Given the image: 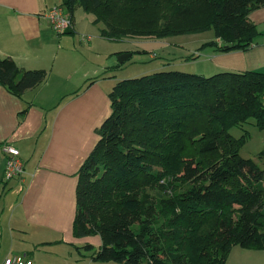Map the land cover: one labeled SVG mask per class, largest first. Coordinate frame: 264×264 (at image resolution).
Masks as SVG:
<instances>
[{"label": "trees", "instance_id": "16d2710c", "mask_svg": "<svg viewBox=\"0 0 264 264\" xmlns=\"http://www.w3.org/2000/svg\"><path fill=\"white\" fill-rule=\"evenodd\" d=\"M59 4L71 15L79 6L91 13L102 24L100 35L112 41L213 30V39L184 58L196 59L206 47L248 49L260 34L248 15L264 0ZM47 76L0 56V85L14 96L22 98ZM94 81L86 79L80 89ZM108 95L111 113L97 128L76 186L73 234L100 236L99 246L83 245L94 250V260L225 264L233 246L264 249V167L240 153L249 135L245 125L264 129L263 71L160 69L118 80Z\"/></svg>", "mask_w": 264, "mask_h": 264}, {"label": "crops", "instance_id": "0c3cea01", "mask_svg": "<svg viewBox=\"0 0 264 264\" xmlns=\"http://www.w3.org/2000/svg\"><path fill=\"white\" fill-rule=\"evenodd\" d=\"M60 2L0 0V56L12 58L20 68L48 72L46 80L22 98L0 85V264L11 255H24L37 264L53 244L77 247L92 238L96 246L101 244L99 235L75 237L73 222L79 168L99 139L97 128L111 113L108 92L115 79L107 69L115 66L117 51L110 46L115 41L100 35L93 17L84 28L73 14V32L56 34L45 12ZM248 18L260 33L248 49L220 52L206 47L212 73L264 72V6ZM74 33L89 37L76 45ZM102 52L104 58L99 59ZM88 78L95 81L80 89ZM254 142L258 149L245 151L264 167V137ZM6 143L19 150L24 167L10 180L4 178ZM16 188L18 195L6 200ZM53 254L59 257V249ZM225 264H264V249L233 246Z\"/></svg>", "mask_w": 264, "mask_h": 264}, {"label": "rangeland", "instance_id": "374dc122", "mask_svg": "<svg viewBox=\"0 0 264 264\" xmlns=\"http://www.w3.org/2000/svg\"><path fill=\"white\" fill-rule=\"evenodd\" d=\"M74 19L84 27L87 28L89 25V20L94 16L91 13L85 12L82 7H76L73 11ZM73 21V20H72ZM99 27L102 24L96 23ZM92 30L91 28H88ZM96 31V30H95ZM84 34H87L84 33ZM63 36H67L65 33ZM72 34H69L71 36ZM76 45L83 44L82 37L88 38L89 36H82L78 33H74ZM214 38L213 30H206L198 33H182L177 35H170L163 38L157 37H143L135 36L128 37L120 41H115L110 46L114 48L117 52H129L132 51V55L125 59L123 62H118V53L116 52V64L111 67L110 70L107 69V73L114 78L115 82L125 78H132L141 76L144 74H150L154 71L164 70V69H176L180 71L200 74V75H211L210 69L214 67L209 59L210 54L205 49L201 50V54L196 59H184L187 55L197 51L196 49L204 42L209 41ZM86 45V44H85ZM210 48V47H207ZM126 49V50H125ZM124 50V51H123ZM114 56V55H113ZM104 58V52L101 53L99 59ZM168 62V65H164ZM213 69V68H212ZM245 129L249 131V135L253 137L251 141H247L248 145H243L241 149V155L243 157H248L249 151L245 149H258L257 142L264 137V131L254 126L250 123L245 125ZM231 133L235 137H239L242 133V129L232 128ZM245 142V143H246ZM258 151V150H257ZM19 189H15L10 196L6 197L9 200L11 197L17 196ZM94 236V235H93ZM92 245H95L93 238L87 241ZM82 243V242H80ZM86 243V242H85ZM84 244L79 245V247L70 245H60L53 244L52 246L46 247V250L50 253L45 258L37 259V264H90L94 260L91 255L94 250H87L83 247ZM59 249V257L53 256V252ZM24 257V255H17ZM75 259H79L77 262ZM77 262V263H76ZM93 264H119L113 261H95ZM33 264V262H32Z\"/></svg>", "mask_w": 264, "mask_h": 264}, {"label": "built area", "instance_id": "2783aa9c", "mask_svg": "<svg viewBox=\"0 0 264 264\" xmlns=\"http://www.w3.org/2000/svg\"><path fill=\"white\" fill-rule=\"evenodd\" d=\"M45 16L54 32L58 35L63 34L66 29H71L73 26L72 15L61 4L48 8ZM4 150L6 153L4 178L9 180L21 175L24 172V167L20 159L19 150L16 147L6 143ZM1 264H32V261L25 257L11 255L5 257Z\"/></svg>", "mask_w": 264, "mask_h": 264}, {"label": "water", "instance_id": "95a60500", "mask_svg": "<svg viewBox=\"0 0 264 264\" xmlns=\"http://www.w3.org/2000/svg\"><path fill=\"white\" fill-rule=\"evenodd\" d=\"M71 31H72L71 29H66L64 33H71ZM131 55H132V52H122L118 54V57H117L118 62L119 63L123 62L125 59L129 58Z\"/></svg>", "mask_w": 264, "mask_h": 264}]
</instances>
